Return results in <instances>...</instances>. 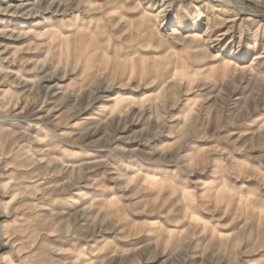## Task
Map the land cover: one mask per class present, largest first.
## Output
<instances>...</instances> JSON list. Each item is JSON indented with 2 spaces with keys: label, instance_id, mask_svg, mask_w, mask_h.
Instances as JSON below:
<instances>
[{
  "label": "rangeland",
  "instance_id": "obj_1",
  "mask_svg": "<svg viewBox=\"0 0 264 264\" xmlns=\"http://www.w3.org/2000/svg\"><path fill=\"white\" fill-rule=\"evenodd\" d=\"M234 2L0 0V264H264V0Z\"/></svg>",
  "mask_w": 264,
  "mask_h": 264
},
{
  "label": "bare ground",
  "instance_id": "obj_2",
  "mask_svg": "<svg viewBox=\"0 0 264 264\" xmlns=\"http://www.w3.org/2000/svg\"><path fill=\"white\" fill-rule=\"evenodd\" d=\"M220 1H223V0H220ZM225 1H228V2H231V3H234L235 4V2H234V0H225ZM230 3V4H231ZM238 7V9L239 10H243V8L241 7V6H237ZM196 10L197 11H199L200 10V8L198 7V6H196ZM168 22L170 23V25L171 26H174V25H178V21H177V19H171V20H168ZM199 14H196V15H194V17H193V27L195 28V29H198V25H199ZM197 35V33H193V34H191V36H196ZM256 46H257V42H256V40L253 42V45H252V51H254V49L256 48ZM102 106H105L104 104L102 105ZM257 120H259V118L258 119H256V122H257Z\"/></svg>",
  "mask_w": 264,
  "mask_h": 264
}]
</instances>
